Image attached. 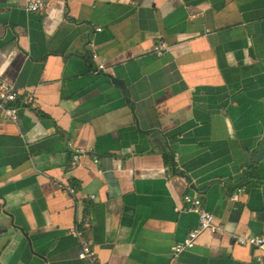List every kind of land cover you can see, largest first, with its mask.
<instances>
[{
    "label": "crops",
    "instance_id": "1",
    "mask_svg": "<svg viewBox=\"0 0 264 264\" xmlns=\"http://www.w3.org/2000/svg\"><path fill=\"white\" fill-rule=\"evenodd\" d=\"M29 1L0 0L18 95L17 122L0 113V264H89L71 227L99 264H264L233 242L264 234V0ZM186 194L223 232L173 256L197 225Z\"/></svg>",
    "mask_w": 264,
    "mask_h": 264
},
{
    "label": "built area",
    "instance_id": "2",
    "mask_svg": "<svg viewBox=\"0 0 264 264\" xmlns=\"http://www.w3.org/2000/svg\"><path fill=\"white\" fill-rule=\"evenodd\" d=\"M26 9L32 13H39L44 9V3L42 0H30L26 5ZM152 51L156 56L160 57L168 53L169 47L163 41L158 40L153 45ZM17 96L18 95L15 88L0 76V113L4 118L12 122H17L18 120V108L13 105L17 99ZM31 102L32 100L29 97L23 99L24 104L29 105ZM68 148L71 150V164H78L80 157L85 154V150L81 147L74 146L71 142L68 143ZM65 190L69 194H74V188H72L71 186H66ZM181 210L183 212L195 214L197 217V225L195 228L188 232L182 242L175 244L171 248L173 256H176L183 251L194 248L197 238L204 232H208L212 235L222 234V227L216 224L213 215L203 208L201 199L199 197L189 194L184 195L183 207ZM80 224L83 227L87 226L88 219L86 217H83L80 221ZM69 233L80 240V250L78 253V258L80 260L87 261L89 264H99L96 253L91 245L88 242L81 240L82 230L78 227H71L69 229ZM233 242L236 245L251 247L258 251V261H262V259L264 258V234L235 235L233 237Z\"/></svg>",
    "mask_w": 264,
    "mask_h": 264
}]
</instances>
